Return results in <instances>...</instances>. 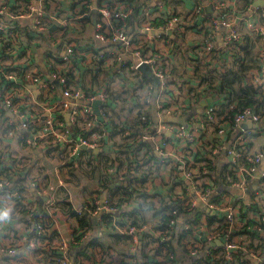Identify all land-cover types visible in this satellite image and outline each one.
I'll return each mask as SVG.
<instances>
[{
  "label": "built area",
  "instance_id": "obj_1",
  "mask_svg": "<svg viewBox=\"0 0 264 264\" xmlns=\"http://www.w3.org/2000/svg\"><path fill=\"white\" fill-rule=\"evenodd\" d=\"M67 1L71 5L69 9L56 0H24L13 9L0 4V101L13 115L8 117V124L29 131L30 142L44 141L43 146L47 151L65 152V162L71 164H79L85 155L80 154L82 149H98L106 142L114 144L113 139L106 137L110 133L108 127L112 102L107 84L97 86L81 82L79 68L89 65L87 53L90 50L85 51L84 45L78 41H70L78 33L74 30H83L82 33L85 29L90 31L91 44L100 43L99 48L106 55L100 52L96 63L101 65L104 62L109 69L118 61L123 72L115 76L117 81L113 82L117 84L129 80L137 87L146 82V102L154 103L158 119L161 120L158 126L152 127L145 107L143 113L138 114V132L133 134L126 126L115 130L120 145L126 148L132 145L130 140L133 139L137 143L149 145L137 148V155L143 154L137 160L133 152L135 173L131 174L132 179L146 178L148 182H153L157 174L165 172H169L174 179L168 190L170 205L160 201L161 194L152 197L153 202L159 203L157 211L167 206L156 222L166 229H157L153 237L156 244L166 250L155 253L152 251L154 246L146 247L148 261L143 264H154L156 261L157 264H176L175 255L168 247L177 226L186 236L184 244L189 251L190 264H239L245 261L251 264L246 255L254 257L256 252L244 246L234 230L243 213L252 214L256 204L264 203V172L260 187L253 192L252 197L246 198L248 178H252L253 166L264 159V146L252 153L247 146L255 135L251 130H244L238 143L228 148H224L221 139L227 127L233 130L246 121L262 120L264 107L255 104L239 108L230 119L221 117L222 114L215 107H210L203 115H193L184 122L172 123L168 119L175 116L176 109L164 102V94L173 86L172 59L178 49L174 39L195 27L203 37V52L206 57L212 58L219 52L214 31L223 28V47L231 52L232 47L242 41L235 10L226 5V0H210L208 4L217 10V15L204 16L200 20L205 5L196 7L188 16H184L171 8L163 9L162 1L97 0L96 4H93L94 0ZM246 9L252 17L245 20L248 30L252 35L264 39V24L258 18V8L253 2ZM136 11L139 12L138 24L130 27L129 22ZM155 13L156 16L160 15V24L155 21ZM23 21H30L32 33L24 35L31 44L19 33ZM134 58L138 59V63ZM257 60L258 67L249 73L247 84L264 93V48ZM142 64H146L155 78L160 80L163 92L159 95L153 93L152 79L144 78L139 70ZM132 89L135 91L136 88ZM258 99L264 104V97L258 96ZM34 101H38L36 107L31 103ZM96 101H100L97 109L94 106ZM2 111L0 109V114ZM66 113L69 114V124L64 118ZM216 124L215 140L202 144L208 128ZM202 148L209 149L212 155L222 153L230 158L220 174L219 183L211 178V165L202 163ZM139 161L140 166L149 167L145 174L137 170ZM106 173L116 175L117 183L122 184L125 180L116 166L110 167ZM100 183L103 186L102 180ZM11 186L10 178L0 179V192ZM221 187L222 191L231 189L233 192L227 195L220 192L222 196H219ZM103 191L106 194L104 198L102 195V199L98 193L89 194L84 204L75 209L76 216L81 219L106 212L111 215L112 227L120 229L124 220L116 216L117 206L112 204L119 193L113 194L105 185ZM10 195L19 200L20 189H12ZM56 203L55 195H50L41 217L47 215L53 218ZM218 211L223 214H217ZM211 213L214 216L210 221L208 214ZM263 220L264 209H261L254 224L256 230H262ZM148 227L147 224L141 226L143 230ZM38 228V237H41L46 228L41 224ZM126 229L135 237L122 259L136 264L143 246L138 238L141 229L132 225ZM77 242L74 234L70 239L58 235L56 251L52 255L57 260L56 264H72L68 251ZM8 252L12 256L16 255L15 248L9 247ZM263 255L264 252H260L257 258L260 264H264ZM111 261L112 258L105 262Z\"/></svg>",
  "mask_w": 264,
  "mask_h": 264
},
{
  "label": "crops",
  "instance_id": "obj_2",
  "mask_svg": "<svg viewBox=\"0 0 264 264\" xmlns=\"http://www.w3.org/2000/svg\"><path fill=\"white\" fill-rule=\"evenodd\" d=\"M24 0H0V4H5L10 9H13L19 3ZM57 3H62L64 7L69 9L71 6L67 0H56ZM146 1V0H145ZM147 1H159L164 4L163 9L171 8L175 13L188 16L196 7L200 5H205L203 8V14L200 15V20L204 19V16L217 15V10H215L211 5H209L210 0H147ZM97 0L93 1L96 4ZM253 4V3H252ZM226 5L230 9H234L236 12L237 23L239 25L240 31L243 36L248 35L254 39V54L256 55V64L258 63L259 55L261 50L264 48V39L262 37L252 35L247 28V23L245 22L248 17L251 19L250 13L247 9L241 11L242 4L239 0H226ZM259 13L258 18L263 23L262 16L264 15V5L257 7ZM229 11V10H228ZM136 11L132 19L129 22L130 27H135L138 24V18ZM155 15V21L158 23L157 19L160 20L159 16ZM244 17V19H242ZM162 19V18H161ZM159 22L158 24H160ZM30 21H23L19 27V33L22 38L31 44L24 34L30 35ZM79 31V30H74ZM224 29L219 28L214 31V39L219 47V52L216 55H212V58H208L205 52L202 50L203 37L200 30L195 27H191L179 38L174 39L175 46L178 47L176 54L172 59V72L174 74L171 84L172 88L164 94V102L167 106L175 107V116L177 122H184L190 119L193 115L205 114V112L211 107H215L218 113H221V117L225 119H230L237 110L238 103L232 99L225 98L223 95H219L216 91H210L209 84L204 83L202 79L199 78L203 73L212 72L216 73L222 70L226 65H230L232 60L229 50L223 47L222 37L224 34ZM248 33V34H247ZM76 36V35H75ZM83 41L76 38L70 39V41H78L77 43L83 44L84 48L90 45V51H88L89 65L82 71L86 72L85 75L80 77L83 84L97 85L93 81V77L97 76L102 78V74L106 75L107 82H109L108 94L111 97V110H110V123H109V135L107 138H111L114 141L113 145L106 142L105 145L99 147L98 149L86 151L82 149L80 154H85L83 158L80 159L79 164H71L65 162V152L59 153L57 151H47L45 148L44 141L31 142L28 140L29 131L18 128L17 126L9 125L8 117H13L10 112L7 111L6 107L0 101V109H3L0 114V179L9 177L8 174L12 173L10 177L12 186L1 190L0 192V212H7L8 216L3 221H0V264H56V259L52 257L55 248L57 247L58 235L61 234L66 239H70L74 234V228L76 226V221L71 216L67 215L61 207L58 206L57 195L64 192L66 194L65 200H67L71 205L73 210L84 204L88 195L91 193H98L102 199L103 193H105L104 185L107 182V173L105 172L110 167V163L113 158L117 157H130V163L122 164L121 167H117L118 164L113 165L117 167L118 172L122 173L124 178L133 176L131 174L135 173L133 160L135 155L133 149H127L120 145L118 140V135L115 129H121L122 127H128L133 134L139 131L137 124L138 107H142L144 111L147 107L146 112L149 113V121L152 127H156L161 123L158 119L156 107L154 103L146 102V89L147 83L143 82L139 86H133L131 81H123L117 84L113 80L117 79L115 76L120 75L123 72L120 64L117 62L113 63L111 67L105 66L104 62L101 63L100 69L102 72L97 73L96 70L92 68V64L96 63L97 55L99 56L101 48H99L98 42L91 44L92 38L90 31L83 32ZM77 38H80L79 36ZM89 43V44H88ZM103 54V53H102ZM104 55V54H103ZM90 56V58H89ZM106 56V55H104ZM94 61V62H93ZM39 64L40 62L37 61ZM91 63V64H90ZM198 67V68H197ZM258 67V64H257ZM17 72V70H16ZM264 72V71H263ZM250 73V72H249ZM80 75V74H79ZM249 74L246 77V82L249 79ZM115 78V79H114ZM153 93L155 96L162 93V85L160 80L152 79ZM108 84V83H106ZM105 85V84H103ZM112 87H116L112 90ZM132 88H136L135 91ZM119 96V99L114 100L113 97ZM114 99V98H113ZM38 101L31 102L34 107L37 106ZM110 104V103H109ZM126 106H128L126 108ZM130 107L132 109L130 110ZM134 107H136L134 109ZM178 108V109H177ZM6 111V112H5ZM65 121L69 124V114H64ZM168 122L169 119H168ZM118 126L117 128H115ZM217 124L210 126L208 128V134L204 137L202 144H209L215 140ZM227 127V124L225 125ZM137 127V131L132 128ZM115 128V129H114ZM227 131L221 139V143L224 148H228L232 145L238 143V138L244 130H251L255 133L254 137L251 139L247 146L252 151V153L257 152L261 147L264 146V118L259 122H253L251 120L244 122L240 127L231 129L226 128ZM118 130V131H119ZM143 155L139 153L138 156ZM158 155V153H155ZM92 159L95 162H91ZM230 158L220 153L218 155H212L209 149L202 148V163H209L211 165L214 175V180L219 182L220 174L223 169L226 168ZM108 167L105 169V165ZM129 165H131L129 167ZM217 167L215 172L213 169ZM84 168H90V173L84 171ZM83 169V171H82ZM105 169V170H104ZM139 172L149 170L147 165L137 167ZM264 172V159L252 168V178H248V188L246 192V198L252 197L253 192H255L260 187V181L262 173ZM73 174V176H71ZM111 175V174H109ZM113 179L109 182L115 189L118 180H116V175H111ZM102 180L103 186L100 183ZM153 182H148V180H135L136 187H139L141 191H137V195L142 199L144 198L150 207L139 209L136 204L130 201L118 202L116 216L121 219H125L129 214L136 213L139 214L143 221L149 226L147 229H141L138 238L143 246L155 247L152 251L157 253V244L153 240L157 231V219L159 208L158 202H153L152 197L156 194H161V200L163 203L171 204V200L168 195V190L171 189L174 179L169 172L163 174H157L153 178ZM124 182V181H122ZM20 189L21 197L20 199H15L10 195L12 189ZM230 188V187H229ZM112 189V188H111ZM220 192H224L222 195H227L232 193L231 189H223L222 187L218 193L222 196ZM50 195H55L57 199L56 209L53 212L52 224L44 226L41 223L42 214L45 212V202ZM117 195H115V200H118ZM230 201V198H228ZM261 209H264V203L256 204L254 206V211L252 214L243 213L241 215L238 227L234 230L238 238L244 244V246L252 249L256 252L254 257L251 254H247L246 257L250 259L251 264H260L257 259L260 252H264V220L262 221V230L258 231L254 228L255 221L259 216ZM217 214H223L217 212ZM211 215H213L211 213ZM214 216V215H213ZM107 218L111 219V215L106 212H100L97 215L89 216V224L87 225L85 239H82L81 247H75L79 252L86 247L87 243L92 239H96L99 247L92 253V250L87 249L86 255L87 259L81 255L78 257L75 248H69V256L72 264L80 263L83 264H95L104 263L107 259H111V262L106 264H117L119 260H122V256L126 255V252L131 245L134 235L128 233V226L121 224L120 229H115L109 225H102L101 219ZM44 226L46 228L45 233L38 237V231L40 230L38 226ZM181 225V224H179ZM182 226V225H181ZM182 234V229L177 226L173 231L170 243L174 246V253L176 264H190V256L185 249L184 245L179 239V235ZM116 235V236H111ZM107 253L104 254L103 246ZM15 248L16 255L12 256L8 252V248ZM151 251V252H152ZM264 256V255H263ZM105 258V259H104ZM264 258V257H262ZM104 259V260H103ZM138 262L136 264H143L148 261L144 260L139 256ZM129 264V262H128ZM157 264V261L154 263ZM239 264H249L248 261L240 262Z\"/></svg>",
  "mask_w": 264,
  "mask_h": 264
},
{
  "label": "trees",
  "instance_id": "obj_3",
  "mask_svg": "<svg viewBox=\"0 0 264 264\" xmlns=\"http://www.w3.org/2000/svg\"><path fill=\"white\" fill-rule=\"evenodd\" d=\"M239 1L242 4V8H240L241 11H245L247 6L254 2V0H239ZM262 19H263V24H264V15L262 16ZM157 21H158V23L161 22L159 19H157ZM254 39L258 40V38H253V37L249 36V34L245 35L244 40H243V36H242V41L240 43H236V45H234L231 49L230 56L232 57V60L230 61V65H226L225 67H223L222 70H220L216 73V75L212 72H209V73H203L202 75L199 76V78L202 79V81L204 83L209 84L210 90L216 91L219 95L221 94V95L225 96V98H228L229 100L232 99L233 101H236L238 103L237 110L239 108H243L246 106H252L255 104L260 108L264 107V104L261 103L258 99V96L264 97V93L261 92L260 90L256 89L253 85L247 84V82H246V77L249 74V72H251V70L257 68V64L255 62L257 57L254 54V48H255ZM90 48H91V46L87 45L84 49H85V51H88V50H90ZM86 67L87 66L84 65L81 68H79L80 69V72H79L80 77L82 75H85L86 72H82V71ZM92 68L94 70H96L97 73L102 72V70L100 69V64L93 63ZM102 79H105V81L102 80L100 82L108 83L107 85H109V82H107V79L104 76V74H102ZM93 81L98 83L97 76L93 77ZM106 89L108 92V87ZM113 98L114 99H112V100H113V102H115L114 100L119 99L120 97L115 96ZM135 108L136 107H134V109ZM138 108H140V109L137 111V113L138 114L143 113L142 107H138ZM131 109H132V107H130V110ZM139 122H140V118L137 119V124H139ZM117 127L118 126H116L115 128H117ZM132 129L134 131H137V127H133ZM115 130L118 131L119 129H115ZM130 143H132V145H127V149L128 150L133 149V152H135V154H136V160L138 157L137 148L139 146L143 147V145L146 147H149V145L147 143L142 142L140 144V143H137V141L135 139L130 140ZM129 159H130V157H127V160L125 159V157H117L115 159L113 158V160L111 161L112 163H110L109 167L116 165V164H118L117 167H121L122 164L130 163ZM140 163H141V161L138 162V166H140ZM106 166L108 167V164L105 165V169L107 168ZM130 166L131 165H129V167ZM213 170L216 172L217 167L214 168ZM223 170H225V169H223ZM143 173L145 174L146 172L143 171ZM8 175H9V177H7V178L9 179L12 176V173L8 174ZM106 175H107V182L108 183L111 182L113 180V179H110V178H112V176L109 174H106ZM214 175H216V174L213 173L211 178H213ZM135 180L136 179H131L130 177H127L122 184L117 183L115 189H112V190L110 189L111 185L105 183V188L107 190H110L113 194L119 193V197H118L117 202L112 201L113 205L117 206L118 202H122V200H124V201L132 200L136 204V207L138 208V210L141 208L143 209L145 205L147 208L150 207V204L147 203L144 198L141 199L137 195V191H141V190L139 187H136ZM143 180H146V178ZM65 197H66V194L64 192H62L61 194H58L57 195V199H58L57 204L59 207L62 208V210L67 215L71 216L76 221V226L74 228V235L76 237V240H78V242L76 244H72L71 248L81 247L82 238L84 237V234L87 232L86 229H87V225L89 224V216H85V218H81V219L78 218L76 216L75 210H73V208H72V205L67 200H65ZM161 210L162 211H157L158 218H160L163 215V212H165L167 210V206H162ZM208 217H209V220L211 221L213 215L208 214ZM163 218L167 219L166 216H164ZM122 220H124V219H122ZM125 220L126 221L123 224L126 226L132 225V226H136V227H141L143 224H146V221H143L142 218L140 217V215L136 214V213L129 214ZM198 221H199V219H198ZM41 223L46 227V226L52 224L53 222L51 221V219L49 217H47V215H45L42 218ZM101 223H102V225H106V226L109 225V227H110V224H111V226H113L112 222L108 221L107 218H103ZM164 223H166V221H164ZM157 229L165 230L166 228L163 225L158 224ZM111 236H116V235H111ZM185 237L186 236L183 232H182V234L179 235V239H180L181 243L184 245V247H185L184 243H186ZM155 242L157 243V241H155ZM100 245H101V247L103 246L102 244H100ZM96 247H99L97 244V241H96V239H92V241L90 240L87 243L86 247L83 248L82 250H80L79 252L77 251L76 248L74 250H75V252L77 251L78 257L83 255L84 259H87L88 258L86 255L87 249L92 250V253L94 254V251L97 250ZM146 247L147 246L141 247V258H143L144 260L148 259V255L146 253ZM102 248L104 250V254H106L107 253L106 248L104 246ZM156 249H157L158 253H160L163 250H166V248H164L160 244L157 245ZM168 249H171L172 252L174 253V246L172 244L168 247ZM185 249L187 250V252L189 254L188 249L186 247H185ZM174 255H175V253H174ZM104 263H106V262H104ZM117 264H128V261H127V259H122V260H119L117 262Z\"/></svg>",
  "mask_w": 264,
  "mask_h": 264
},
{
  "label": "water",
  "instance_id": "obj_4",
  "mask_svg": "<svg viewBox=\"0 0 264 264\" xmlns=\"http://www.w3.org/2000/svg\"><path fill=\"white\" fill-rule=\"evenodd\" d=\"M262 5H264V0H254V6L259 7V6H262ZM134 61L136 63H138V59L137 58H134ZM139 70L142 72V75H143L144 78L156 79L155 76H154V73L152 72V70L146 64L140 65L139 66ZM99 102L100 101H96L94 103V106L96 107V109H97V105L99 104ZM169 121L170 122H177V119H176V117H170ZM111 188H113V186ZM105 194H106V192L103 193V198H104Z\"/></svg>",
  "mask_w": 264,
  "mask_h": 264
},
{
  "label": "rangeland",
  "instance_id": "obj_5",
  "mask_svg": "<svg viewBox=\"0 0 264 264\" xmlns=\"http://www.w3.org/2000/svg\"><path fill=\"white\" fill-rule=\"evenodd\" d=\"M78 36H79L80 38H77ZM74 38H76V39H78V40H80V41H83V39H84L85 37H83V33H82V32H79V33H77V35H76ZM104 76H106V75H104ZM102 80L105 81V79H102V78L98 77V83H97V86H104V85H103L104 83L100 82V81H102ZM115 88H116V87H112L111 89H112V90H115ZM127 107H128V106H126V108H127ZM135 112H137V111L135 110ZM110 115H111V113H110ZM110 115H109V117H110ZM117 141H120V139L118 138ZM82 171H83V169H82ZM84 171L90 173V168H84ZM71 176H73V174H72Z\"/></svg>",
  "mask_w": 264,
  "mask_h": 264
},
{
  "label": "clouds",
  "instance_id": "obj_6",
  "mask_svg": "<svg viewBox=\"0 0 264 264\" xmlns=\"http://www.w3.org/2000/svg\"><path fill=\"white\" fill-rule=\"evenodd\" d=\"M8 216L7 212H0V221H3L4 219H6Z\"/></svg>",
  "mask_w": 264,
  "mask_h": 264
}]
</instances>
